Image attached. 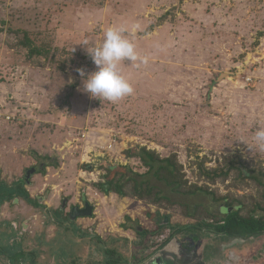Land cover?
Listing matches in <instances>:
<instances>
[{
  "label": "rangeland",
  "instance_id": "1",
  "mask_svg": "<svg viewBox=\"0 0 264 264\" xmlns=\"http://www.w3.org/2000/svg\"><path fill=\"white\" fill-rule=\"evenodd\" d=\"M134 23L140 28L130 38L137 52L149 59L139 66L120 65L133 94L117 102L90 96L83 90L78 69L87 74L96 66L84 43H99L109 26ZM23 32L36 45H46L48 55L29 58L19 44ZM259 128H264V0H0V180L5 181H0V264H104L105 248L81 225L90 224L89 201H98L91 195L93 191L100 195V190L81 176L85 171L86 178L97 179L99 172L102 180L105 167L114 163L105 157L90 164L81 162L82 149L70 147L69 142L83 131L95 138L94 143L101 141L99 136L106 140L117 136V142L126 146L121 158L127 159L124 165L132 172L143 173L147 168L128 154L130 148L144 147L160 157L174 153L185 177L200 184L203 179H198L196 161L204 157V165L211 168L223 155L240 156L250 167H264V147L254 141ZM84 145L79 141L81 148ZM88 148L98 153L93 143ZM45 165L47 174L41 172ZM33 167L40 172H30ZM90 169L93 175L88 174ZM15 178L21 181L17 184ZM143 179L191 211L201 204L210 212H224L222 203L213 202L209 195L174 194L152 174ZM30 181L43 183V188L51 186L49 211L43 206L40 212L33 211L41 213L38 218L51 216L49 220L57 225L54 237H47L49 233L39 230L34 220L22 227L19 220L6 223L8 215L28 214L24 203L20 206L19 199H10L23 182L33 193ZM243 182L234 185L228 178L212 187L222 195L260 194L255 182ZM80 190L83 196L74 202ZM63 198L65 217L58 209ZM102 200L95 205L94 216L106 232L112 226L119 228L125 214L147 229L156 225L157 211L170 214L172 224L194 223L182 215L179 205L158 206L113 192ZM164 231L167 234L169 228ZM183 233H189V238ZM228 238L194 227L176 234L169 244L177 248V241L185 246L189 240L199 249L196 256L202 257V264L207 256L200 251L204 245L211 248L209 264H264V237L231 242ZM89 242L102 249L97 262L90 258ZM212 246L223 259L217 261ZM229 250L239 259L230 257Z\"/></svg>",
  "mask_w": 264,
  "mask_h": 264
},
{
  "label": "trees",
  "instance_id": "2",
  "mask_svg": "<svg viewBox=\"0 0 264 264\" xmlns=\"http://www.w3.org/2000/svg\"><path fill=\"white\" fill-rule=\"evenodd\" d=\"M19 44L26 49L29 58L33 55H44L46 57L49 53L46 45L44 48L36 45L33 40L28 38L26 32H23ZM58 67L61 68L62 65L59 63ZM127 152L130 156H137L143 165L146 166V171L143 173L132 172L128 166L108 165L105 167L107 172L103 176L104 180L95 183L98 190L105 194L113 192L119 197L136 196L158 206L179 205L182 208V215L194 220V223L181 224L177 222L172 224L171 215L164 214V216H168V222L162 225L156 223L150 230L143 227L140 232L138 231L140 233L137 240L138 243H141L144 236L148 235L146 240L144 239L145 243L148 242L149 244L150 240L151 243L156 240V249H160L168 244L179 232L194 227L208 234H216L220 238L223 236L229 237L228 242L233 239L246 241L264 237V167L261 165L257 164L254 167H250L240 156L223 155L220 157V163L211 168L204 165L207 160L204 157L196 161L198 164V179H203V182L198 184V182H190L185 177L182 164L177 160L174 153L160 157L157 153L146 150L144 147L134 151L130 149ZM86 167L90 168L92 166L86 165ZM111 171L113 172L112 174ZM149 174H152L156 180L170 187L174 194L195 195L200 192L209 195L213 202L222 203L224 212L222 213L220 210L218 213L210 212L201 204H196L191 211L187 204L171 201L168 196L162 194L158 186L150 184L148 179H143L144 176ZM228 178L231 179L234 185L242 184L245 179H250L260 186L261 192L257 195L249 194L246 196H236L230 192L222 195L219 193L218 188L212 187L218 181L225 182ZM17 181L20 182L21 178L14 182ZM24 184L23 182L19 186L18 190L20 189V191L18 193L20 194L18 195L17 193L16 198L22 195L25 198L29 197ZM168 228L169 232L166 234L164 229L168 230ZM97 239L101 242L99 238ZM102 245L106 246L104 242H102ZM105 251L115 263L117 259H113L116 256V254L114 256V251L109 248H105ZM111 260H109V264H112Z\"/></svg>",
  "mask_w": 264,
  "mask_h": 264
},
{
  "label": "crops",
  "instance_id": "3",
  "mask_svg": "<svg viewBox=\"0 0 264 264\" xmlns=\"http://www.w3.org/2000/svg\"><path fill=\"white\" fill-rule=\"evenodd\" d=\"M33 168L35 169V167H33ZM42 168H43V166L41 167V172L44 173V169H42ZM35 172H36L35 174H37L40 171L36 170ZM18 179L19 178H15V180H18ZM45 179H47V178L45 177ZM77 181H79V183H81L80 180H77ZM30 184H31L30 187H32L31 189L34 191V192L32 191L34 194L29 192L26 189L28 191V194H29V197L25 199L26 201L22 200V196H19L17 198L14 197V198L10 199L11 201H14V200L18 201V199H19L18 203L20 204V206H22L23 205L22 203H24V205L27 207L25 208L24 206H22V208L24 209V211H28V214L25 213L24 217H20L19 215L18 216L14 215L11 217L10 215H8L7 217H8L9 221H7L6 223L9 224L10 221H12V222L16 221V223H17V221L19 220L22 223L21 224V227H22V225H24V223L25 224L27 223L26 225L29 226L30 221L34 220L35 226L39 227V230L42 227V228H45L46 233H49L47 235V237L48 236L54 237L55 236V230L57 229V225L53 221L49 220V219H51V216L49 218H47L46 216L41 215L40 218H38V215L41 213H38V215H37L34 212L35 210H37V212H40V210H41L40 206H43L44 210L50 209L51 200H53V197H48L47 193H48V190L51 191V189H50L51 186H47V187L43 188L42 187L43 183H40V184H38L37 182L31 183V181H30ZM24 187L26 188L28 186L26 184H24ZM81 192L82 191L80 190V192L77 195L75 193L76 198L73 200L74 202H78L80 197L83 196L81 194ZM41 194L44 196H42ZM63 199H66V198H63ZM90 203L92 204V202H90ZM60 208H58L59 212H61V214L65 217L66 215L64 213H62V212H64L65 209L62 208V210H61ZM156 213H159L161 216H164L163 214H161L158 211ZM156 213L153 216V221L155 223H157ZM33 215L34 216L36 215L35 217H37V218L33 219V218H35V217H31ZM96 220H97L96 216H94L92 214L91 218H89L90 224H86V223L82 224L81 223L82 228L86 229V227H88V231H90V234L95 235V237L100 239L101 242H99L98 239L96 238V240L100 244H102V242L105 243L106 246H103V248L112 249L114 251V254H119L121 256V257L119 256L117 258V261H115V263H113V261L111 260V257L107 256V254L106 255L104 254L103 256L107 257V258H103V260H102L104 262V264H109L110 263L109 260H111L112 264H123L122 263L123 261H126L128 264H202V262H200L202 260V257L200 258L201 259L200 260L196 256V252L198 253L199 249H197V251H196V246L193 247L192 244L189 245V242H190L189 240H187L185 246L180 245V242L177 241V245H178L177 248L170 245L169 244L170 242H169L168 243L169 245L166 244L164 247H162L160 249H156V245H155L156 240L152 241V243L150 240L151 245H149L148 242L145 243L146 242L145 240L148 236V235H145L143 240H141V243L140 242L138 243L137 240L140 236L139 235L140 230L138 228L142 229L143 226H139L138 224H136L137 223L136 219L130 215L125 214L123 219L118 221L119 228H115L112 226L110 228V230L107 232L105 229L100 227L99 224H96ZM2 222H3V220H1V216H0V224H2ZM31 223H32V221H31ZM53 224H55L56 227ZM10 226H9V229H11ZM53 227L55 229H53ZM135 227H136V229H135L136 231H132V234H131V229L135 228ZM145 229H147V228H145ZM147 230H150V229H147ZM103 231L106 233H104ZM182 236H184V238H186L187 236H189V233L188 234L183 233ZM188 238L189 237H187V239ZM176 240H175V242H176ZM239 241H243V240H239ZM108 242H111L112 248H110L111 246H109ZM252 244H254V242L248 245V246H250V250H252V248H253ZM107 246H109V247H107ZM96 247L97 246L95 244H92V242L88 243V249L91 248L90 258H91V260H93V262H97L101 258L100 254L102 252V249L99 247H97V248ZM197 248H201V247H197ZM212 248H213V246H212ZM215 248H216V246H214L212 253L215 255L217 261H219V260L223 259L224 257L220 256V258H219L218 255H220V254L216 251ZM210 249L211 248H208V246L205 247V245H204L203 248L200 250L201 254H203L205 256L207 255L205 257V259H206L204 262L205 264H209L208 261H210V259H211V257L209 258V256H208V254L210 253V251H209ZM105 253H106V251H105ZM229 253L231 254L230 257H232L233 259H239V257H240V255L235 254V252L233 250H231V251L229 250ZM213 254L211 256H214ZM122 256L125 257L126 260L123 259V261H121ZM114 258L116 259V257H113V259ZM6 259H7V257H6ZM157 261H159V262H157Z\"/></svg>",
  "mask_w": 264,
  "mask_h": 264
},
{
  "label": "clouds",
  "instance_id": "4",
  "mask_svg": "<svg viewBox=\"0 0 264 264\" xmlns=\"http://www.w3.org/2000/svg\"><path fill=\"white\" fill-rule=\"evenodd\" d=\"M140 28L139 24L114 25L104 30L99 43L87 41V53L96 66V70L85 74L78 69L82 77L83 90L90 96L117 102L133 94L131 83L120 72L123 62L147 64L148 57L140 55L136 45L130 37ZM254 141L264 147V128L255 131Z\"/></svg>",
  "mask_w": 264,
  "mask_h": 264
},
{
  "label": "built area",
  "instance_id": "5",
  "mask_svg": "<svg viewBox=\"0 0 264 264\" xmlns=\"http://www.w3.org/2000/svg\"><path fill=\"white\" fill-rule=\"evenodd\" d=\"M6 118L9 119V116H7ZM78 138H79V140H78ZM98 139H100L101 141H99ZM98 139H97L98 142L97 143H94L95 138L91 137L88 131H86V132L83 131L80 134V136H78V137L74 138V140H72L73 142H71V141L69 142L70 143L69 146L70 147H74L77 150L78 149H82V151H83V154L82 155H83L84 159L81 160V162H86V163L90 164L97 157H105V158H108L111 163L113 162L114 163L113 165L125 166L124 164H126L127 159L126 160L124 159V161H123V159L121 158L122 157L121 155H123L122 152H124V149H126L125 144L123 146V142L122 141L121 142H117V136H115L114 138H111L110 137V138H108V140L104 139L103 136H99ZM77 140H78V142H77ZM79 141H81V142H83V144H85L84 145L85 146L84 148H81V146H79ZM92 143H93V147H96L98 149V153L92 154L93 153L92 150H90L88 148L90 144L92 145ZM80 144H82V143H80ZM66 145H67L66 142L62 145L63 149H64V147ZM94 152H95V150H94ZM93 156H94V158H93ZM86 158H87V160H86ZM44 170L46 171V174H47L48 173V170H49L48 166H45L44 167ZM92 170L90 169L88 171V174L89 175L90 174L93 175L92 174ZM82 173L84 175L82 174L81 179L83 181H85V182H91V181H93V182L96 183V182H99V181H103L104 180V179L101 180V178L99 177V172H97V175H96L97 176V179H100L99 181L97 179H94V178H86L85 177V175H86L85 174V171H82ZM77 180H79V179H77ZM78 183H79V181H78ZM108 194H110V193H108ZM108 194L101 193V191H100V195H99V192L93 191V193L91 195L92 196L91 198L94 199L95 201L96 200L100 201V204H101L102 201H103L102 198L103 199L106 198ZM98 201H96V202L92 201V203H94V204H92V206H93L92 214L93 215L96 214L94 212V209L96 208L95 205L96 206L98 205Z\"/></svg>",
  "mask_w": 264,
  "mask_h": 264
},
{
  "label": "water",
  "instance_id": "6",
  "mask_svg": "<svg viewBox=\"0 0 264 264\" xmlns=\"http://www.w3.org/2000/svg\"><path fill=\"white\" fill-rule=\"evenodd\" d=\"M33 170H34V168L30 169L29 171L32 172ZM65 201H66V199L62 200V205H61V208H60L61 210H62V208L65 205ZM91 208L93 209L92 204H91ZM168 220H169L168 216H166V215L165 216H161L159 213H156V221H157L158 224H160V225L166 224L168 222ZM139 230H141V229L139 228Z\"/></svg>",
  "mask_w": 264,
  "mask_h": 264
},
{
  "label": "flooded vegetation",
  "instance_id": "7",
  "mask_svg": "<svg viewBox=\"0 0 264 264\" xmlns=\"http://www.w3.org/2000/svg\"><path fill=\"white\" fill-rule=\"evenodd\" d=\"M164 215V214H163Z\"/></svg>",
  "mask_w": 264,
  "mask_h": 264
}]
</instances>
